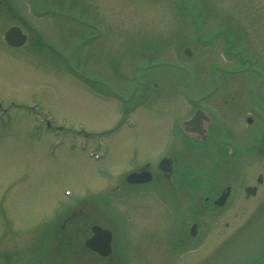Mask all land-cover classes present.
<instances>
[{
	"label": "rangeland",
	"instance_id": "1",
	"mask_svg": "<svg viewBox=\"0 0 264 264\" xmlns=\"http://www.w3.org/2000/svg\"><path fill=\"white\" fill-rule=\"evenodd\" d=\"M82 1H77L72 10L74 22L63 21L61 27L65 33L74 32L77 43L82 37L94 36L79 43L73 54L74 67L89 78L83 81L84 85L60 70L31 64L22 51L0 48V98L22 107H9L0 118V264L10 260L11 264H93V255L83 251L74 258L60 256L58 248L64 245L80 250V239L75 244L70 241L74 232L63 235L60 243L55 241V226L64 210L81 204L94 209L86 213V219H109L106 223L115 234L114 252L123 256L124 262L141 264L140 256L150 260L144 264H159L158 257L162 258L163 252L166 260L167 253L176 255L170 254L164 243L159 247L161 240L154 237L173 233L182 198L163 182L135 188L123 181L131 168L146 160L154 161L167 150L177 153L181 165L187 161L183 144L169 133L173 120L183 113L186 74L173 61L169 62L172 66L156 63L172 60L169 56L179 58L178 47L192 48L197 27L201 26L199 17L205 19L204 33L223 31L224 42L232 47L228 52L245 54L251 49L264 55V16L258 10V2L263 5V0H185L191 19L184 17L182 8L173 12L174 0ZM21 2L16 0L15 4L28 14L27 3ZM216 17L221 18L213 20ZM221 19L227 20L225 25H217ZM3 20L0 18V27H6ZM188 27L192 31L190 37ZM212 37L215 35L206 38ZM64 40L55 42L62 52ZM175 48L180 53L177 56ZM238 49L246 50L243 53ZM185 57L186 54L181 61ZM193 62L186 65L198 74L209 62L208 55ZM128 80H147L149 84L146 92L138 91L129 102L139 100L144 104L131 115L133 128L118 127L120 116L128 112L127 105H117L112 98L97 94L117 97L110 90L125 88ZM25 109L46 114L56 126L94 135L84 143V134L77 135L72 148L69 140L74 136L67 132L63 135L65 141L53 144L55 135L37 132L36 115ZM95 139L102 140L92 141ZM84 144L93 147L92 151L100 149L104 156L98 160L88 158ZM251 162V169L263 165L254 159ZM244 166L245 161L233 163L232 175L238 180L244 176ZM217 171L218 167L214 174ZM173 182L172 186L180 185L179 175ZM64 190L70 192L69 197H63ZM235 212L237 223L247 217L245 209ZM222 219L212 222L211 242L206 238L200 253L190 252V264L219 252L211 250L229 232L221 228ZM259 219L244 239L231 242L229 254L209 258V264H240L256 251L264 242V214ZM229 245L221 247L223 253Z\"/></svg>",
	"mask_w": 264,
	"mask_h": 264
},
{
	"label": "flooded vegetation",
	"instance_id": "2",
	"mask_svg": "<svg viewBox=\"0 0 264 264\" xmlns=\"http://www.w3.org/2000/svg\"><path fill=\"white\" fill-rule=\"evenodd\" d=\"M264 66V61L261 63ZM258 84L257 90L255 89ZM207 96L200 102V108L206 109L212 113L210 118L203 121L205 129L207 128V137L205 135L192 134L201 141H233L230 138H220L216 136L215 128L218 129L222 124L228 126L232 136L237 141H250L256 129L261 128L264 123L260 115H264V73L261 75H243L238 77H226L219 82L215 91L207 92ZM199 105V104H198ZM217 115L218 120L214 119ZM215 127V128H214ZM264 129V127H263ZM214 137V138H213ZM253 138V137H252ZM232 154V151H231ZM264 185V177L257 174L251 185L243 186V191L252 194L253 197L260 193ZM227 226V225H226Z\"/></svg>",
	"mask_w": 264,
	"mask_h": 264
},
{
	"label": "water",
	"instance_id": "3",
	"mask_svg": "<svg viewBox=\"0 0 264 264\" xmlns=\"http://www.w3.org/2000/svg\"><path fill=\"white\" fill-rule=\"evenodd\" d=\"M94 244V245H93ZM92 249L97 250L98 252H100L101 254H106L108 253V246H109V237L107 236L105 238V240L103 241L102 245H97L95 243H92L89 245Z\"/></svg>",
	"mask_w": 264,
	"mask_h": 264
}]
</instances>
